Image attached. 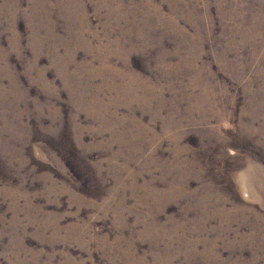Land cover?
Here are the masks:
<instances>
[{
	"label": "rangeland",
	"instance_id": "1",
	"mask_svg": "<svg viewBox=\"0 0 264 264\" xmlns=\"http://www.w3.org/2000/svg\"><path fill=\"white\" fill-rule=\"evenodd\" d=\"M105 1L0 0V264H264V0Z\"/></svg>",
	"mask_w": 264,
	"mask_h": 264
},
{
	"label": "bare ground",
	"instance_id": "2",
	"mask_svg": "<svg viewBox=\"0 0 264 264\" xmlns=\"http://www.w3.org/2000/svg\"><path fill=\"white\" fill-rule=\"evenodd\" d=\"M34 1V0H33ZM41 1H44V0H41ZM79 1V0H78ZM112 2V1H111ZM35 3V2H34ZM60 3V2H59ZM76 0H62V5H61V7H62V10H63V14H65V11L66 12H69L70 14H72V15H74V14H76L77 13V10H76ZM105 3H106V1H105ZM104 3V4H105ZM107 4V3H106ZM112 3H110V0H109V2H108V4L107 5H110L111 6V8L110 9H112V12H111V16L113 17V18H115V16H117L118 17V15H117V12L116 11H114L115 9H113V7L114 6H112L111 5ZM6 5V4H5ZM77 6H78V4H77ZM118 7H120V8H124L122 5H120V6H118ZM114 11V12H113ZM123 14V13H122ZM81 15V13H79V14H76V16H80ZM83 15V14H82ZM120 17V16H119ZM156 17H158V16H156ZM235 17V16H234ZM233 17V18H234ZM122 18V17H121ZM83 19V18H82ZM125 19V18H124ZM134 20V19H133ZM119 21H121V19L119 18H117V20H116V22H119ZM135 21V20H134ZM168 21V20H167ZM158 22V21H157ZM171 23L172 24H174L175 23V20H172L171 21ZM245 24V23H244ZM242 25V24H241ZM88 27V26H87ZM248 28V27H247ZM39 29V28H38ZM237 30H239V29H237ZM251 30V29H250ZM177 31H178V33H179V36L181 37V38H185V37H187L186 35V33L184 32V31H182L180 28H178L177 29ZM240 31L243 33V31H244V27H242L241 26V28H240ZM247 32V31H246ZM137 33V32H136ZM135 33V34H136ZM248 34H250L249 32H248ZM123 36H125V38H126V41H127V36L124 34V32H123ZM249 37H252V35L250 36L249 35ZM246 38L250 41V39L247 37V35H246ZM124 39V38H123ZM130 39V38H129ZM131 39H132V37H131ZM255 40V39H254ZM131 41V40H130ZM252 41V40H251ZM55 42V41H54ZM135 46V45H134ZM134 50V49H133ZM124 51V50H123ZM113 53H115V52H113ZM117 53H119V52H117ZM129 53L127 52V54H123V57H124V59L125 58H127V57H129ZM193 55V54H192ZM70 58V57H69ZM68 58V59H69ZM58 59V58H57ZM196 59V58H195ZM189 61V60H188ZM196 61H197V59L196 60H191L190 59V66H193V64L194 63H196ZM59 62V61H58ZM72 63V62H71ZM99 63V62H98ZM101 64V63H100ZM64 64H59L58 65V67H59V70H60V72H61V74L63 73V71H64V66H63ZM187 65H189L188 63H187ZM68 66V65H67ZM86 66V65H85ZM100 68V67H99ZM194 70H196V68H193ZM114 71V70H113ZM112 71V72H113ZM115 72V71H114ZM112 73L114 76H115V74H116V72L115 73ZM121 74V81L120 82H108V83H105V82H103V87H106V86H108V87H110V90L112 91V92H115V93H117L118 94V96H117V98H113L112 99V105H115V104H119L120 102H122V103H125V104H129V102L131 103L132 101H137L138 99V97H141L142 98V102L143 103H149V101L153 98L152 97V95H151V93H152V89H151V87H147V90L148 91H150V92H148L147 90L145 91V93L143 94V95H141L140 96V94L138 95V89H136V87L135 86H141V84H140V81H138V79L136 78V77H132L131 79H130V81H126V78H127V76H126V74L125 73H120ZM117 75H118V73H117ZM109 76H111L112 77V75H107L106 76V80H109ZM93 79H94V77H93V75L87 80V82H86V84L85 85H83V86H80V89L81 88H87L86 89V91L85 92H82L81 90H79V93H78V95H79V99L81 100V103L82 104H84L86 107H89V106H91L92 105V109H93V112H94V114L96 113V111L98 110V109H100V111L102 112V111H104V110H106V109H108L109 110V107L108 108H106L105 106H103V103H102V101L103 100H101V97H100V95H98V92H100L101 90H102V87H101V85H94L93 83H92V81H93ZM113 79V78H112ZM67 87V86H66ZM102 93V92H101ZM202 94V93H201ZM200 94V95H201ZM124 95H128L129 97H130V101H128V102H126L125 101V99H124ZM199 95V96H200ZM198 96V97H199ZM114 101V102H113ZM151 102V101H150ZM133 103V102H132ZM212 106V105H211ZM128 107H130L129 105H128ZM190 107V106H189ZM189 109V108H188ZM192 109H197V110H199V107H198V105H196L195 103L194 104H192ZM190 110V109H189ZM188 110V111H189ZM100 112V113H101ZM117 112V111H116ZM258 115H261V112H257V111H255ZM110 113H111V116L112 117H116V116H118V115H116L115 113H113L111 110H110ZM188 114V113H187ZM190 114V113H189ZM208 114V113H207ZM211 114V113H210ZM186 115V114H185ZM186 117H187V115H186ZM204 117L206 118V114L204 115ZM188 119V118H187ZM253 128V127H252ZM254 132H259L258 130H254ZM260 133V132H259ZM253 169V168H252ZM250 172H251V169H250ZM249 172V173H250ZM250 174H252V173H250ZM248 175V174H247ZM249 176V175H248ZM247 177V176H246Z\"/></svg>",
	"mask_w": 264,
	"mask_h": 264
}]
</instances>
